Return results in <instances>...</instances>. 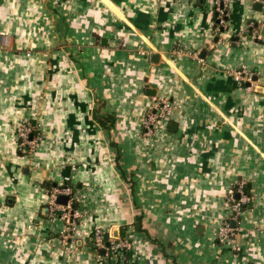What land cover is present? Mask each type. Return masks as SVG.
Returning a JSON list of instances; mask_svg holds the SVG:
<instances>
[{"label":"crops","instance_id":"crops-1","mask_svg":"<svg viewBox=\"0 0 264 264\" xmlns=\"http://www.w3.org/2000/svg\"><path fill=\"white\" fill-rule=\"evenodd\" d=\"M256 21L264 0H229L220 30L214 0H0V264H264ZM178 46L203 61L173 56ZM243 65L258 76L251 86L231 72ZM154 96L172 110L146 137ZM20 121L41 134L30 153L18 146ZM67 180L81 212L75 247L47 208L50 185ZM236 180L253 202L221 243ZM95 227L135 234L128 263L98 260Z\"/></svg>","mask_w":264,"mask_h":264},{"label":"built area","instance_id":"built-area-1","mask_svg":"<svg viewBox=\"0 0 264 264\" xmlns=\"http://www.w3.org/2000/svg\"><path fill=\"white\" fill-rule=\"evenodd\" d=\"M214 9L216 12V29L220 30L226 26L229 15V0H214ZM171 54L175 57L183 55H191L199 61H203L198 50H188L184 46L173 48ZM237 80L248 82L251 86L255 80V71L243 65L241 68L231 71ZM172 110V101L166 97L154 96L153 103L143 116V133L146 137L158 130L169 120ZM16 135L19 143L24 146L22 148L25 153L32 152L41 140V134L38 127L31 121H20L15 126ZM246 182L244 180H236L227 190L226 199L230 205V216L224 219L216 232V240L221 243H232L242 227V213L244 205L253 202V195L245 189ZM59 194H68L69 199L66 204L58 202ZM77 197L74 186L69 180L61 184L51 186L48 190L47 208L51 215L62 218L66 224L61 232V236L67 240L70 247H75L77 240L80 239L79 219L81 217L80 210L76 207ZM251 207V205H250ZM257 223L255 219L253 221ZM250 233V230H247ZM93 247L96 251L98 260L106 261L108 259L117 260L119 263L129 262V252L133 247L135 234L130 232L129 235L114 238L107 235V230L102 227H95L89 232ZM107 241L110 245L107 246ZM104 250V251H103Z\"/></svg>","mask_w":264,"mask_h":264},{"label":"water","instance_id":"water-1","mask_svg":"<svg viewBox=\"0 0 264 264\" xmlns=\"http://www.w3.org/2000/svg\"><path fill=\"white\" fill-rule=\"evenodd\" d=\"M255 4H256V5H261L262 3H261L260 1H256ZM254 25H255V27L259 28V34H260L261 36H264V22H262V23L260 24L259 21H256ZM254 78L257 79L258 76L254 77ZM257 89H258V90H261V91L264 92V86H263V85H258V86H257ZM68 199H69V195H68V194H59V195H58V198H57L58 202H60V203H64V204L67 203ZM109 245H110V242L107 241V246H109ZM103 251H104V250H103Z\"/></svg>","mask_w":264,"mask_h":264},{"label":"trees","instance_id":"trees-1","mask_svg":"<svg viewBox=\"0 0 264 264\" xmlns=\"http://www.w3.org/2000/svg\"><path fill=\"white\" fill-rule=\"evenodd\" d=\"M215 22H216V12H215ZM58 185H59V184H58ZM51 186H53V185H50V187H51ZM245 189H246V191H247L248 193L252 194V193L250 192V187L248 186L247 183H246V185H245ZM251 204H252V201H250L249 203H247L246 205H244V209H245L246 207L250 206ZM75 205H76V203H75ZM136 223L139 224V227H140V216L137 218ZM91 243H92V240H91ZM92 245H93V244H92Z\"/></svg>","mask_w":264,"mask_h":264},{"label":"rangeland","instance_id":"rangeland-1","mask_svg":"<svg viewBox=\"0 0 264 264\" xmlns=\"http://www.w3.org/2000/svg\"><path fill=\"white\" fill-rule=\"evenodd\" d=\"M18 146H19V148H24V146L23 145H21L20 143H18Z\"/></svg>","mask_w":264,"mask_h":264}]
</instances>
